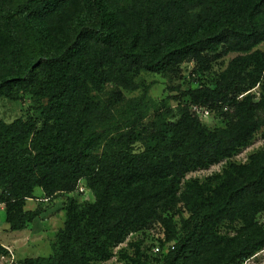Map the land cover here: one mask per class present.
Here are the masks:
<instances>
[{
  "label": "trees",
  "instance_id": "obj_1",
  "mask_svg": "<svg viewBox=\"0 0 264 264\" xmlns=\"http://www.w3.org/2000/svg\"><path fill=\"white\" fill-rule=\"evenodd\" d=\"M68 1L0 0L3 33L12 45L10 55L0 57L4 65V71H0V97L7 91L12 92L17 84L23 88L34 61H47L50 64L49 70H54L56 74L49 76L44 83L43 91L49 102L43 115L47 121L55 123V137H51L50 142L59 137L66 145L69 130L68 123L63 118L64 98L69 87L68 76L76 71L79 59L84 63L82 51L85 48V37L78 35L67 47L68 57L55 61L48 58L49 32L47 23L42 20L48 19ZM88 2L97 18V29L92 35L95 41L130 57L135 64L149 71L156 70L157 64H161V67L167 64L163 57L154 61L159 57L160 51L168 47L164 40L141 46L137 27L129 44V40L117 29L116 14L107 8L105 0ZM205 2L206 0L178 1V17ZM213 4L221 8L216 17L198 16L194 24L189 21L186 29L187 17L177 20L175 33L179 37L174 45L168 47L169 60L172 61L173 56L180 59L190 57L197 66L192 75L203 77L208 75L213 61L221 60L230 53L244 55L236 56L229 63L213 89L200 86L192 91L189 95L190 108H186L180 121L176 125L170 124L172 129L168 128L154 136L153 143L144 151H119L114 155L113 163H90L91 151L100 137L97 134L81 133L76 146H67L57 152L53 150L38 153L34 157L24 156L16 150L20 134L24 131L23 126H0V204L6 207V223L10 225L11 231L22 230L26 223L33 222L40 214L37 210L26 212L21 215V222L15 224L14 216L22 202L34 198L33 189L27 184L31 178L34 179L33 185L43 188L46 197L57 191L73 194L79 182L85 186L84 181H87L99 183L100 187L91 203L80 202L76 197L68 203L65 237L80 240L87 235L78 209V206H82L83 215L91 221L110 220V227L103 233L105 243H118L134 228L141 230L148 227L160 204L164 206L163 211L176 207L181 181L190 170L204 169L223 159H231L248 145L259 128L254 119L255 113L264 109V53L253 50L260 42H264V0L241 1L237 5L240 15L235 12V0H217ZM241 16L246 29H241L236 24ZM22 17L38 23L14 29ZM257 18L261 23H257ZM225 26L229 33L227 36L222 32ZM209 54H212L211 57ZM99 68V61H95L90 70L92 84L95 86L110 79L101 75ZM257 85L261 88V94L256 102L254 95L246 93ZM239 96L243 97L238 99ZM229 107L234 109L233 117L226 113ZM199 108L224 110L221 116L224 118L226 132H210L202 128L195 115ZM172 133L184 134L189 139L184 141L179 134L177 138ZM55 177L62 179L60 183L54 182ZM245 180H248L247 183L235 189L239 181ZM187 189L199 199L204 198L208 192L213 195L206 197L209 201L206 206L204 203L201 206L204 216L199 233L195 236L198 246L210 243L207 237L221 221L217 212L222 202L225 206L228 205L226 208L232 215L238 216L245 228L250 227L254 231L249 238L228 239L223 246L216 240L209 264H240L264 248V225L259 226L255 222L256 216L264 212V202L256 200L258 195L264 193V151L251 155L244 164H230L222 175L202 184L197 181L188 183ZM114 200H120L121 204L117 214L112 215L110 205ZM162 222L166 225L165 219ZM189 236L193 237L194 234L190 233ZM183 245L184 243L181 244ZM169 248L172 251L175 249L174 246ZM59 252V262L66 264L71 258V252L64 245ZM160 254L161 252L157 255Z\"/></svg>",
  "mask_w": 264,
  "mask_h": 264
},
{
  "label": "rangeland",
  "instance_id": "obj_2",
  "mask_svg": "<svg viewBox=\"0 0 264 264\" xmlns=\"http://www.w3.org/2000/svg\"><path fill=\"white\" fill-rule=\"evenodd\" d=\"M178 1L180 0H105V3L107 8L116 14V27L129 40V44L131 35L138 27L139 45L147 46L164 40L170 47L178 41L179 35L175 33L177 20L187 17L186 29L189 21L194 24L198 16L216 17L221 10L213 4L217 0H206L202 6L178 17ZM241 1L243 0H235L237 15H240L237 5ZM42 22L47 23L49 32L48 58L55 61L67 58V47L78 35H83L84 63L79 59L76 71L68 76L69 87L64 98L63 114L69 130L67 145L59 137L50 142L49 139L55 137V123L47 121L43 115L49 102L43 91L44 83L49 76L56 74L54 70H49L50 64L47 61H34L23 88L17 84L12 88V92L7 91L0 97V126H23L24 131L20 134L21 139L16 150L18 154L30 157L47 151L57 152L67 146H76L81 133L97 134L100 137L91 151L90 163H113L114 155L119 151L140 153L153 143L154 136L160 135L168 128L172 129L169 125H176L180 121L186 108H190L189 95L192 91L200 86L213 89L229 63L236 56L244 55L230 53L221 60L213 61L208 75L195 77L192 73L197 69L196 62L190 57L180 59L178 56H173L174 59L170 61L167 47L162 49L159 57L156 56L154 60L157 62L163 57L167 64L164 67L157 64L156 70L149 71L135 64L130 57L115 52L93 39L97 18L88 0H69L65 6ZM34 23L38 21L22 17L14 29L19 30ZM257 23H261L258 18ZM236 24L239 28L246 29L242 16ZM2 25L0 19V57H8L12 45L3 33ZM222 32L224 36L229 34L226 26ZM253 50L264 53V42H260ZM211 55L209 54L210 57ZM95 61H99L100 74L110 78L106 83L96 86L92 84L90 73ZM0 63V71L3 72L2 60ZM248 93L254 95L257 102L261 88L257 85L246 94ZM242 97L239 96L238 99ZM204 110L208 115H200L197 111L195 114L202 128L210 132L225 133L226 125L221 116L224 110ZM226 113L233 117V107H229ZM254 119L259 128L248 145L231 159H223L204 169L190 170L181 181L178 191L179 203L176 207L163 211L164 206L160 204L148 227L141 230L134 228L118 243H105L103 233L110 227V220L93 222L83 215L82 206H78V209L81 224L87 235L80 240L65 237L68 218L66 207L71 199L76 197L75 194L57 191L46 197L43 188L33 185L34 179L31 178L27 184L32 187L34 198L22 202L14 221L19 224L21 215L29 211L37 210L40 214L33 222L26 223L22 230L11 231L10 225L6 223V207L0 204V264H61L59 249L63 245L71 252V258L66 264H209L216 240L223 246L228 239L243 240L252 236L254 231L253 228H245L238 216L232 215L226 208L228 205L225 206L222 202L217 212L221 221L207 237L210 243L198 246L195 236L199 233L204 216L201 206L203 203L206 206L209 202L206 197L213 195L208 192L204 198L199 199L190 194L187 184L193 181L202 184L210 178L222 175L230 164H244L251 155L264 151V109L256 112ZM172 134L178 138L179 133ZM179 136L184 141L189 139V136L184 134ZM61 180L60 177H55L54 182L60 183ZM248 180L239 181L235 189ZM84 183V200L91 203L100 184L87 181ZM256 200L264 202V193L258 195ZM120 204V200L111 203L112 215L117 214ZM162 219H165L166 225ZM255 222L259 226L264 225V212L256 216ZM190 233L194 236H189ZM155 244L161 252L160 255L154 254L151 249ZM171 246H174V251L169 248ZM240 264H264V248Z\"/></svg>",
  "mask_w": 264,
  "mask_h": 264
},
{
  "label": "built area",
  "instance_id": "obj_3",
  "mask_svg": "<svg viewBox=\"0 0 264 264\" xmlns=\"http://www.w3.org/2000/svg\"><path fill=\"white\" fill-rule=\"evenodd\" d=\"M197 113L200 115H208V112L204 109H196ZM86 189L84 188V184L82 182H79L76 191L74 192L76 198L78 201L83 202L84 200V196L86 195ZM153 253L154 254H159L160 250L158 248V246L156 245L155 247H153Z\"/></svg>",
  "mask_w": 264,
  "mask_h": 264
}]
</instances>
